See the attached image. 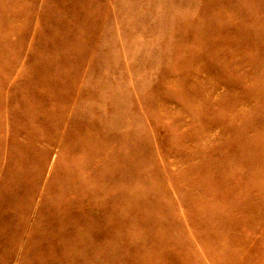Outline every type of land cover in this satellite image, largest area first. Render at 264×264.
Masks as SVG:
<instances>
[{"label": "rangeland", "instance_id": "1", "mask_svg": "<svg viewBox=\"0 0 264 264\" xmlns=\"http://www.w3.org/2000/svg\"><path fill=\"white\" fill-rule=\"evenodd\" d=\"M0 264H264V0H0Z\"/></svg>", "mask_w": 264, "mask_h": 264}]
</instances>
